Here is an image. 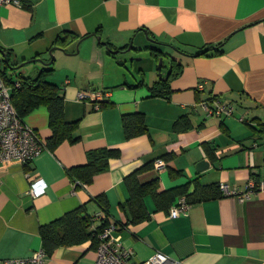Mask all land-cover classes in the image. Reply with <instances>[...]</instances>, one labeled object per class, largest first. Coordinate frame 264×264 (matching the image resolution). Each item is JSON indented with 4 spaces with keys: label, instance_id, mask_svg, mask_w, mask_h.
<instances>
[{
    "label": "crops",
    "instance_id": "crops-1",
    "mask_svg": "<svg viewBox=\"0 0 264 264\" xmlns=\"http://www.w3.org/2000/svg\"><path fill=\"white\" fill-rule=\"evenodd\" d=\"M18 1V7L0 6V60L1 52L10 53L13 74L30 79L54 61L47 81L60 90L65 120L79 122V139L45 149L29 163L0 162V264L41 251L39 227L81 206L115 225V237L135 262L162 253L184 264H264V190L244 201L223 196L190 204L174 220L168 210L176 202L158 210L147 196L149 219L137 225L122 208L129 199L124 180L146 166L139 182L156 180L161 192L186 186L192 194L196 185L226 184L242 193L248 181L264 183V0ZM65 33L78 40L65 50L52 48ZM101 42L125 52L112 56ZM210 48L219 54L196 56ZM170 59L181 73L169 83V99L156 98L148 87L165 80ZM81 91L103 97L81 103ZM209 97L229 101L233 116L207 117L195 108ZM135 113L144 116L148 132L127 140L122 118ZM48 116L40 107L24 118L44 144L51 136ZM101 150L119 152L105 172L89 185L69 178L70 169L86 165L88 152ZM158 159L166 163L160 173ZM202 161L209 166L198 171ZM37 179L45 193L33 198L28 191ZM94 261L96 250L86 242L57 249L44 264Z\"/></svg>",
    "mask_w": 264,
    "mask_h": 264
},
{
    "label": "trees",
    "instance_id": "trees-1",
    "mask_svg": "<svg viewBox=\"0 0 264 264\" xmlns=\"http://www.w3.org/2000/svg\"><path fill=\"white\" fill-rule=\"evenodd\" d=\"M78 40L75 35L65 33L61 37H58L53 44L52 48L65 50L68 44ZM110 54L111 46L106 43H102ZM117 50V49H116ZM152 56L156 59L159 55L150 51ZM217 49L210 48L196 56H208L219 54ZM3 54L0 60V77L5 83L6 87L10 91L11 106L19 116V119L23 120L29 114L40 107L47 109L49 114V130H51V136L45 141V147L47 150L53 152L59 145L64 142L75 144L78 142L77 137L74 136L77 131L79 122H67L64 115V100L60 95L59 88L47 81L54 75L55 69L54 61H51L47 67L42 69L39 74L33 78H24L21 74H13V68L17 66L15 63H11L9 58L10 53L1 52ZM159 59V58H158ZM36 60V59H34ZM171 72L168 74V78L165 81H160L154 84L148 89L153 96L169 99L170 88L169 83L174 78H177L181 73V64L174 60H171ZM12 72V73H11ZM18 78V81L14 82V78ZM18 83L19 86H16ZM143 86V82H140L135 87ZM104 106V105H102ZM122 127L125 134V139L130 140L135 137L146 135L148 130L145 126V118L141 114H133L124 116L122 118ZM180 123H175V130H179ZM189 126L185 128L187 130ZM119 152L115 150H101L88 152V162L84 166L73 167L68 171L69 178L78 181L84 185H89L94 176L105 172L108 169V160L111 158H117ZM149 166L141 169L139 172L132 174L124 180L125 188L129 193L128 201L123 205V210L130 216V224L137 225L143 223L149 219V214L144 205V199L150 196L154 200L158 210L169 209L170 206L177 201L179 197L186 198L190 204H196L203 201L219 199L222 196L219 185H211L201 187L195 186V190L192 194H187V187L176 188L169 191H159L158 182L152 181L148 184H142L138 180V174L148 169ZM104 199L99 201V204ZM101 204L104 212L107 210L105 201ZM175 204V203H174ZM86 213L84 207H79L73 211L65 213L64 216L56 221H53L47 225L39 227V236L42 241V252L47 257H51L54 251L59 248L71 247L81 245L86 242L92 243V248L96 249L99 244V235L102 231L110 226V223L106 219H101L100 224L95 225V217H90ZM115 227V225H113ZM116 228V227H115Z\"/></svg>",
    "mask_w": 264,
    "mask_h": 264
},
{
    "label": "built area",
    "instance_id": "built-area-1",
    "mask_svg": "<svg viewBox=\"0 0 264 264\" xmlns=\"http://www.w3.org/2000/svg\"><path fill=\"white\" fill-rule=\"evenodd\" d=\"M15 5L19 6L18 0H0V6ZM19 86L18 83H15ZM199 91L203 90V85L196 86ZM10 91L0 77V162L17 160L21 163L31 162L39 153L46 149L45 144L30 127L25 125L23 120L11 106ZM103 94L96 91H81L77 95V100L81 103H98ZM98 108V104L95 105ZM195 108L202 111L207 117H232L234 114L233 105L227 101L215 97H209L206 100L199 101ZM154 168L160 173L166 168V163L162 159L154 161ZM222 196H235L240 201L249 199L257 191L264 190V183L256 185L248 181L245 190L242 193L231 191L226 184H220ZM45 184L41 179L31 182L30 192L33 198L40 197L45 193ZM189 203L186 198L179 197L176 203L170 208L169 218L172 220L178 218L187 212ZM104 217H95V225H99ZM115 227L113 225L105 228L99 235V244L96 250V261L94 264H184L178 260H171L162 253H155L144 262H135L134 254L131 250L124 249L120 245V240L115 237ZM47 256L41 251L34 252L32 257L25 260L8 261L6 264H44Z\"/></svg>",
    "mask_w": 264,
    "mask_h": 264
},
{
    "label": "water",
    "instance_id": "water-1",
    "mask_svg": "<svg viewBox=\"0 0 264 264\" xmlns=\"http://www.w3.org/2000/svg\"><path fill=\"white\" fill-rule=\"evenodd\" d=\"M131 50V45L128 47V49L126 50V51H130ZM123 52H125V51H122V50H118V51H111V53H114V54H123ZM163 62V59H160V61L158 62V68L159 69H161V63ZM171 59L169 60V64H170V72H171ZM22 67V66H21ZM170 72H169V74H170ZM167 78H168V75H167V77L165 78V80H167ZM164 80V81H165ZM208 166H209V164L206 162V161H202V162H200L198 165H197V170L198 171H203V170H205V169H207L208 168Z\"/></svg>",
    "mask_w": 264,
    "mask_h": 264
}]
</instances>
